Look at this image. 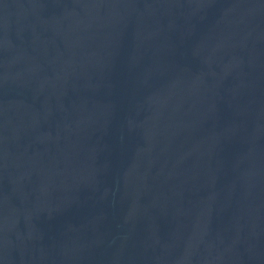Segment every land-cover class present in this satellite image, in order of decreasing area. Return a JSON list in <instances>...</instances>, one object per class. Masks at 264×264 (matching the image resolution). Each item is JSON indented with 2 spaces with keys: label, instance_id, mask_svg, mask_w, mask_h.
Instances as JSON below:
<instances>
[{
  "label": "water",
  "instance_id": "water-1",
  "mask_svg": "<svg viewBox=\"0 0 264 264\" xmlns=\"http://www.w3.org/2000/svg\"><path fill=\"white\" fill-rule=\"evenodd\" d=\"M0 264H264V0H0Z\"/></svg>",
  "mask_w": 264,
  "mask_h": 264
}]
</instances>
